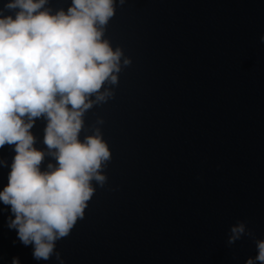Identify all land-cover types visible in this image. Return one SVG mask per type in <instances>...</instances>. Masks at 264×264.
Instances as JSON below:
<instances>
[{
	"label": "clouds",
	"instance_id": "1",
	"mask_svg": "<svg viewBox=\"0 0 264 264\" xmlns=\"http://www.w3.org/2000/svg\"><path fill=\"white\" fill-rule=\"evenodd\" d=\"M46 3L8 0L0 9V148L14 145L15 151L0 202L12 214L8 228L23 245L33 246L37 261L49 260L56 242L83 218L95 192L92 182L101 187L106 182L101 169L111 152L100 130L83 141L79 137L91 97L101 103L113 95L100 90L106 82L118 83L123 55L102 39L115 14L114 0H71L66 11L55 14L42 10ZM41 117L47 121L43 143L56 161L44 171L45 152L34 147L31 132ZM0 166L7 162L0 160ZM230 232L229 245L246 234V224L237 223ZM256 247L257 255L246 264H264V240ZM55 255L59 260V252Z\"/></svg>",
	"mask_w": 264,
	"mask_h": 264
}]
</instances>
